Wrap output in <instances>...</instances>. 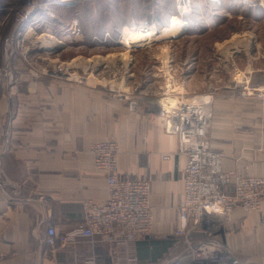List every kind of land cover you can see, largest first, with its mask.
Returning a JSON list of instances; mask_svg holds the SVG:
<instances>
[{"label": "crops", "instance_id": "obj_1", "mask_svg": "<svg viewBox=\"0 0 264 264\" xmlns=\"http://www.w3.org/2000/svg\"><path fill=\"white\" fill-rule=\"evenodd\" d=\"M57 99L56 107L55 96H47L46 105L12 126L0 122V264H127L116 243H98L89 262L86 239L54 250L45 241L50 225L72 229L84 220L87 202L106 198V176L91 152L104 140L119 146L120 175L150 180L152 236L129 246L133 264H264V202L259 210L238 206L191 233L177 232L187 155L163 113L131 110L124 97L79 84ZM213 103L209 136L223 152V168L264 176V96L228 92ZM207 239L222 243L228 261L195 259L190 245Z\"/></svg>", "mask_w": 264, "mask_h": 264}, {"label": "rangeland", "instance_id": "obj_2", "mask_svg": "<svg viewBox=\"0 0 264 264\" xmlns=\"http://www.w3.org/2000/svg\"><path fill=\"white\" fill-rule=\"evenodd\" d=\"M173 16L186 24L180 34L121 42L124 28L146 22L159 31ZM126 51L130 60L119 55ZM74 58L80 66L62 64ZM75 84L163 113L166 129L177 116L191 125L179 114L187 104L205 108L211 142L213 101L228 92L264 96V0H0V122L30 118L47 96L57 107Z\"/></svg>", "mask_w": 264, "mask_h": 264}, {"label": "built area", "instance_id": "obj_3", "mask_svg": "<svg viewBox=\"0 0 264 264\" xmlns=\"http://www.w3.org/2000/svg\"><path fill=\"white\" fill-rule=\"evenodd\" d=\"M189 106L186 105L179 114L182 113L181 120L185 117L187 121L191 119V125L183 127L178 123L179 116L167 124V131L179 136L180 148L187 155L184 189L177 208L178 233H191L190 230L194 231L202 223L213 220L214 215L228 216L238 206L249 211L259 210L264 202V176L225 170L222 164L223 153L212 147L207 138L211 113L205 108H199L200 111L195 116L200 118L195 120L191 113H186ZM182 144L186 150L182 148ZM91 152L95 167L106 176V198L99 203L87 202L84 220L72 229L59 232L50 225L45 241L54 250L86 239L93 249L89 262L95 261L94 252L98 243H116L124 247L127 264H133L128 256L129 246L152 236L150 180L120 175L119 146L116 141L96 142L91 146ZM202 230L206 232L200 229ZM189 252L198 261L210 258L228 261L219 241L207 239L201 243L193 242ZM233 263H238V260Z\"/></svg>", "mask_w": 264, "mask_h": 264}, {"label": "bare ground", "instance_id": "obj_4", "mask_svg": "<svg viewBox=\"0 0 264 264\" xmlns=\"http://www.w3.org/2000/svg\"><path fill=\"white\" fill-rule=\"evenodd\" d=\"M185 25L186 24H185L184 20H182L181 18H178L177 16L170 17L169 23L163 25L159 29V31H157L156 26H152V25L146 24V22H144V23H142V25H140L138 27H134V28L131 27V29H125L124 28V36H123L121 42L124 45H126L127 47H133V46H139V45L142 46V45H145V44H147L153 40H160V39L166 38L168 36L169 37L170 36H176L184 30ZM57 42H60V40L57 39ZM128 51L122 52L119 55L130 60V55L127 54ZM108 56L109 55H107V57L102 58V59H100V58L99 59L88 58L86 61L88 63H90L89 60H91V62L105 61V60H107L106 58H108ZM98 57H96V58H98ZM76 60H77V58H74V60H72L71 62L64 61L62 64L68 65V64L76 62L75 66H77V65L80 66V64ZM172 99H173L172 97H167L166 101L170 102V100H172ZM187 108L188 109L186 110V113H188V114L191 113L193 115L192 116L193 119L195 117V120H199L200 117H198V115L196 117L195 115L199 113L200 109L195 110V107L191 104Z\"/></svg>", "mask_w": 264, "mask_h": 264}]
</instances>
